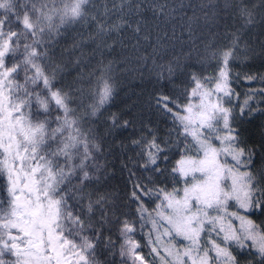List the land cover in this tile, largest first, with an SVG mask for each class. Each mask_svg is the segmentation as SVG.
I'll use <instances>...</instances> for the list:
<instances>
[{
    "label": "snow or ice",
    "instance_id": "1",
    "mask_svg": "<svg viewBox=\"0 0 264 264\" xmlns=\"http://www.w3.org/2000/svg\"><path fill=\"white\" fill-rule=\"evenodd\" d=\"M204 7L210 11L188 18L187 52L157 67L170 82L192 61H215L218 74L191 71L177 95L149 100L173 127L162 138L141 124L131 138L136 158L121 161L131 182L121 196L111 185L115 169L104 136L135 129L137 117L105 116L114 92L111 63L81 69L128 31L138 52L151 38L145 10L167 16L168 6L0 0V264H264V124L255 142L245 126L264 108L251 103L257 93L233 105L238 94L230 80V62L264 59V0H223L233 20L223 45L215 34L200 44L193 39L221 5L209 0ZM76 25L84 31L57 52L55 38ZM160 54L157 38L153 63ZM101 119L104 134L94 127ZM173 149L179 159L169 169ZM146 224L147 253L133 238Z\"/></svg>",
    "mask_w": 264,
    "mask_h": 264
},
{
    "label": "trees",
    "instance_id": "2",
    "mask_svg": "<svg viewBox=\"0 0 264 264\" xmlns=\"http://www.w3.org/2000/svg\"><path fill=\"white\" fill-rule=\"evenodd\" d=\"M217 2L218 0H215V3ZM145 4H166L168 6V10H170V14L167 16H154L150 9L145 10L143 14V18L147 24V31L150 33L151 38L148 42L143 40L140 41L141 48L139 50L140 53L138 54H140L141 57L147 56L148 59H143L140 63L141 69L135 72V80L138 81V83L136 81L135 83H128L125 74L126 65H121V59L115 56L116 47H118L119 50L133 54L131 44L134 43V40L132 39V33L130 31L125 32L121 38H118L116 42L112 44V48L109 49L108 52L104 51L101 55L92 54L81 69L87 73L97 70L99 67L98 62L100 61H102L104 64L111 63V71L109 74L111 75L114 83V92L106 106L107 111L105 116H107L108 113H119L122 115V118H127L128 114L131 113L137 117L135 121V129H118L113 135L104 136V147L107 151L111 152V155L108 156V159L113 161V167L115 169L111 180V185L119 191L121 196H124L125 193L130 192L131 189L128 170L121 169V161H127L129 158H136V154L139 149H133V146L131 145V138L140 134L141 124H147L153 128H156L162 138L165 137L166 133L173 127L171 117L157 111L154 106L149 104V100L154 95L159 93H163L165 95H177L180 91V88L183 87L181 82H186L188 80V73L191 71H195L204 76L216 75V72L218 71L215 61L209 60L206 63L192 61L190 63H192L194 66L183 69L182 72L178 73L172 78L173 82H170L169 78L166 76L161 78L158 76V82L154 81L155 79L152 78V75L156 74V69H158L157 65L167 64L168 61L179 56V51L182 53L187 52L188 48L191 46V41L189 40L188 32L186 30L189 23L188 18L192 17L194 14L196 16H200V12L197 11L198 6L200 4H203L204 6L208 5L209 0H145ZM173 9L174 11H172ZM220 16L221 15L219 14L215 23L213 24L214 32L205 31L201 24L195 28V35L193 39H195L197 44H200L201 41H207L211 39L213 34H215L217 43L221 45L227 43V41L224 39L226 29H223L222 27H226L229 24L222 20ZM217 23L220 27L217 25ZM231 27L232 26H229L228 28ZM79 31L74 27H70L66 34L58 37L56 40L57 52L70 44L74 34H77ZM157 38L160 40L161 54L155 57V63H153V58L151 55ZM174 39L176 40L175 43L172 42ZM88 50L91 51V47H89ZM260 59L256 61L250 60L249 62L242 60L230 62L231 87L238 94V96L232 97L233 105L242 104L246 98V94L257 93L253 97L251 103H253L254 106H258L259 108H264V97H261L258 94L261 89H264V81L261 79L264 78V60ZM138 68H140L139 64H137V69ZM249 75L257 77V79H246V76ZM147 77H151L152 80L146 81V79L139 83V80ZM70 79L71 77H69V81ZM128 94H131V97L124 98V96ZM134 99H138L139 101L145 103V112H140L139 109L141 108L132 107L131 103L134 101ZM183 102V98H181V103ZM144 113L146 115H144ZM261 124H264V114H258L253 120L252 124L245 125L249 131L254 133L250 142H255L259 139L258 126ZM94 127H96L101 134H104L106 121L101 119L96 125H94ZM121 144L125 145L126 147L122 148ZM169 156L170 161L167 166L170 169L175 163V160L179 159V154L175 149H173L172 152L169 153ZM256 163L257 168L262 166L261 157L257 156ZM129 166L131 167V165ZM133 171L136 170L133 169ZM139 175L140 173L137 172V176ZM132 179H136V177H133ZM169 184L171 185L170 180ZM154 206V203L146 201V207L149 209L154 208ZM129 210L134 213L135 205H131ZM150 228V224H146L142 230L139 228V226H137V231L133 238L146 247L147 233ZM145 247L143 248V251L147 253L149 250L145 249Z\"/></svg>",
    "mask_w": 264,
    "mask_h": 264
},
{
    "label": "rangeland",
    "instance_id": "3",
    "mask_svg": "<svg viewBox=\"0 0 264 264\" xmlns=\"http://www.w3.org/2000/svg\"><path fill=\"white\" fill-rule=\"evenodd\" d=\"M217 4H220L221 5V8H219V9H217L216 11H217V15H216V18L219 16V14L221 15L220 17H221V19L222 20H224L225 22H227L229 25L228 26H226V27H222L223 29H227L229 26H232V24H233V20H232V18H231V16L229 15V10H224L223 8H222V4H223V0H218V2H217ZM202 9H203V11H210V9H208V8H205L204 7V5L203 4H200L199 6H198V9H197V11H199L200 12V16H203V11H202ZM201 12H202V14H201ZM216 18H215V21H216ZM215 23V22H214ZM214 23H212V24H209V25H205L204 23H203V21H201V26H202V28L203 29H205V31H207V32H214V28H213V24ZM217 25L219 26V24L217 23ZM78 27H79V29H77L78 31L80 30V31H82V30H84L80 25H78ZM220 27V26H219ZM82 28V29H81ZM258 28H259V26H258ZM256 29L255 31H256V34L258 35L259 34V31H260V28L259 29ZM77 36V34H74V37H76ZM57 38L58 37H56L55 38V40H57ZM171 38H173V37H171ZM176 39H178V38H176ZM172 42L173 43H175L176 42V40L174 39V40H172ZM110 43H111V41H110ZM114 44V43H113ZM114 48V47H113ZM57 51V50H56ZM104 51H106V52H108L109 51V49H107V50H97L94 54H98V55H101L102 54V52H104ZM116 55L115 56H117V57H119L120 59H121V61H120V64L121 65H126V72H125V74H126V78H127V80H128V83L129 84H131V83H135V72L136 71H138L139 69H141V61L143 60V59H140V58H138V57H141V55L140 54H138V53H140L139 51L138 52H133V54L132 53H128V52H126V51H123V50H119L118 49V47H116ZM183 53L181 52V51H179L178 52V55L179 56H181ZM151 57H152V55H151ZM258 59H260L259 57H257V58H254V59H249V60H244V59H241L242 61H250V60H252V61H256V60H258ZM261 60V59H260ZM262 60H264V59H262ZM209 60H206V61H204L203 63H206V62H208ZM247 62V63H248ZM198 63V62H197ZM137 64H139L140 65V68H138L137 69ZM163 70L162 69H160V68H158V69H156V74H154V75H152V78L153 79H155L154 81H156V82H158V79H159V77L161 78V77H163V76H166V77H168V74H167V72L166 71H163V76H161V72H162ZM84 72V71H83ZM159 76V77H158ZM149 77H147V78H142V80H139V83H141V81H143V80H146V81H149V80H152V78L150 77L149 79H148ZM71 80V79H70ZM137 83H138V81H136ZM152 83V82H151ZM129 98V97H131V94H128V95H126V96H124V98ZM135 97V96H134ZM131 105H132V107H138V108H141V109H139L140 110V112H145L146 111V105H145V103H143L142 101H139L138 99H134V101L131 103ZM131 105H129V106H131ZM144 115H146L145 113H144ZM137 116H138V113H137ZM154 238H155V234H154ZM167 240V238H165V241Z\"/></svg>",
    "mask_w": 264,
    "mask_h": 264
}]
</instances>
